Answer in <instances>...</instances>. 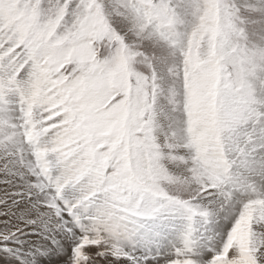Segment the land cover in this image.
<instances>
[{"label": "snow or ice", "instance_id": "6c2138e0", "mask_svg": "<svg viewBox=\"0 0 264 264\" xmlns=\"http://www.w3.org/2000/svg\"><path fill=\"white\" fill-rule=\"evenodd\" d=\"M0 264H264V0H0Z\"/></svg>", "mask_w": 264, "mask_h": 264}]
</instances>
